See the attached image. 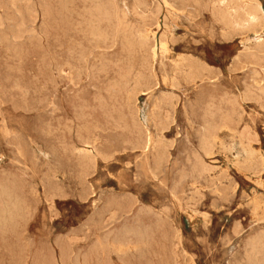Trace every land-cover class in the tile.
I'll return each instance as SVG.
<instances>
[{
    "label": "rangeland",
    "instance_id": "374dc122",
    "mask_svg": "<svg viewBox=\"0 0 264 264\" xmlns=\"http://www.w3.org/2000/svg\"><path fill=\"white\" fill-rule=\"evenodd\" d=\"M82 1H85V4ZM91 1L90 2L93 6H91L90 4L89 5L90 9L92 8V11L94 9L97 10L98 8L105 9L106 11H109L108 7L112 9V11L110 9L109 12L104 11V15L107 14V16H105V19L107 20L111 19V15L117 9L122 12L123 8H125V11L123 12L125 13V15L127 14L128 18L127 16L125 17L127 19L125 20V27L123 28V31H126L127 33L121 31L123 33H119V35L121 34L119 36L113 31L115 29H111L114 28L112 27L114 25L113 20L105 21V19H103L104 15H98L96 10H94V12H92L91 10L88 11L89 0H73V4L71 5L69 4L70 1L68 0H0V17H2V19L0 18V180L1 182L3 181L2 183L0 182V185H3L4 183L3 186L6 188L5 189L4 187H0V235L3 236H0V264H64L65 262V264H78V262L79 264H82L83 261L84 264H98V262L99 264H110L112 262L113 264H136V262H140L138 264H147V262H149L150 264H152L153 262L155 264H164L165 262V264H177L178 262V264H258V262L260 263L261 261L262 263L260 264H264V50L262 52H256L254 49H248L254 47V39L256 33L261 36V39L264 42V0H203V2L202 0H100V2L99 0ZM229 1L231 3H229ZM233 1L235 4L233 3ZM251 1L253 2L251 3ZM78 2L81 6L84 5L85 8L84 6L81 7L79 5L81 7L80 8L78 6ZM232 3L234 4V6L231 5ZM240 3L242 4L239 5ZM98 4L99 6H97ZM73 5L75 7V10ZM110 5L113 7H111ZM212 5H214V7H212ZM217 5H220V7ZM242 5H245V7L246 5L247 7L249 6L250 11H253L255 7L257 9L259 7V10L262 11L259 13V15L262 14L261 16H259L260 21L258 20L257 24H255L254 27H251V30L250 28H244L241 24L235 27L236 29L230 26H226L225 28V24L222 23V21L220 20L218 12H224L225 10L232 11V7H236L238 9V13L239 11L240 13H242H239L240 16L242 15L244 17L243 14L249 10L248 8L241 7ZM104 6H106L107 9ZM173 6L176 8H174ZM115 7L118 8L116 9ZM224 7L225 9H223ZM83 8L84 11L87 10V13L84 12L86 16L84 15V13H82ZM59 9L64 10V13H61L63 11H60ZM65 9H70L73 11V13L70 10L67 11ZM135 9H137V11ZM58 10L60 12H58ZM157 10H160L159 13ZM134 11L139 13H136ZM88 12L91 15H89ZM177 12H179V14ZM66 13H68V15H66ZM94 13H96V15ZM216 13L217 15H215ZM19 14L22 16H20ZM63 14L65 17L63 16ZM76 14L79 15L77 16ZM81 14L82 16H80ZM151 14H154V16ZM56 15L60 16L57 17ZM83 16L85 17V19ZM78 17H81V19ZM64 18L65 20H68L70 18L68 21L66 20L68 24L69 22L71 23L69 24L70 28L68 24L64 22ZM73 18L76 19L74 20ZM89 18H91L93 22L95 20V22L99 20L98 22L100 23V26H98V22L93 23L92 20ZM100 18L102 19V21ZM242 18L240 17L239 20L241 21ZM146 19H149L148 22ZM80 20L82 23V27L79 25ZM56 21H58L59 23ZM76 21L77 23H75ZM90 21L92 25L90 24ZM60 22L64 23H62L61 25ZM110 22L112 23L109 24ZM88 23L90 25H88ZM150 24L153 25L150 26ZM158 25L159 27H157ZM126 26H129V28L127 29ZM94 27H97L96 30L98 31L93 30L95 29ZM167 28L170 30H168ZM233 29L235 32L232 33ZM76 30L77 32L75 33ZM104 30L105 33H103ZM240 30L242 32L244 30V32L241 33ZM94 31L96 32V34ZM99 31L101 32L100 35H103V38L100 35L96 36L99 34ZM130 32L133 34L131 35ZM136 32L137 35L135 34ZM222 33L226 34L223 35ZM123 34H125V36ZM142 34L145 35V37L142 36ZM230 35L233 36V38ZM78 36L80 37V39ZM90 36L92 37L90 38ZM94 36H96L98 40L96 37L94 38ZM104 36L106 37V39L104 38ZM130 36L133 38H131ZM138 36H140L141 39ZM228 36L230 38H226ZM115 37L118 38L115 39ZM123 37H126L125 39H127L128 42L130 41V43L125 41ZM163 37L166 38L163 39ZM87 38L89 39L88 41L86 40ZM112 38H114L115 40ZM90 39H93L92 42L90 41ZM131 39H136L137 41ZM162 40H165L167 42V53L162 52L160 49ZM243 40H246V42H244ZM102 41H104V43ZM149 41H151V43H149ZM79 43L82 44L80 45ZM77 44L79 46H77ZM136 44H138V46ZM154 44L156 45V47ZM146 45L149 47H147ZM105 46H107L108 48H106ZM121 46H124V48H121ZM134 46L136 48H134ZM151 46L153 51L151 49ZM97 49L99 51H97ZM132 50L135 52H133ZM69 51H71L72 53ZM127 52H130L132 56ZM137 52H139V55H137ZM143 52H148L149 54H144ZM133 53L135 54L133 55ZM247 53L250 58L247 56ZM252 55H257L256 59L259 62L255 59V57L252 60ZM79 56L81 57L80 59L77 58ZM247 58L249 59L248 61ZM146 60L150 61L146 62ZM124 61H127L126 64ZM191 61L197 62L205 67L206 71L204 72L205 77L203 81H194L190 77L187 68L181 67V62ZM7 63H10L9 66ZM68 63L69 65L71 64L70 67L69 65H67ZM113 63L115 67L112 66ZM132 65L134 66L132 67ZM128 66L130 67V69H127ZM101 68L104 71H101ZM97 69L100 70V74H98L99 70ZM120 69H122V72H120ZM112 70L113 72H110ZM252 71L255 74H253ZM105 72H108V75ZM131 72L132 74H130ZM141 72L143 73V77L141 75ZM114 73L116 74L114 75ZM94 74H96V76ZM97 75L100 79L97 77ZM124 75H128L129 77L127 78V76L125 77ZM145 77H147L148 79ZM254 77L256 78L253 79ZM208 79H210V81ZM128 80L130 81V84ZM147 80L148 82H146ZM171 81L173 82L171 83ZM245 81L247 82V84H245ZM115 82L118 86L115 84ZM139 83L141 85H139ZM243 84L246 87L243 86ZM119 87L121 90L119 89ZM138 87L140 88V90ZM109 88L111 90L108 91ZM141 88L143 89V91H145L146 88L148 89L145 91L146 94L140 95V92H138L139 94L137 93L136 90L142 91ZM122 90H124V92ZM130 90L133 91L131 92ZM260 91H263V95ZM112 92L117 93L113 94ZM136 95L138 100L135 97ZM95 96L98 97L96 98ZM234 97L237 98L236 102L233 101ZM130 98L132 99V101ZM231 99L233 102L231 101ZM223 100H226L225 103H222L224 102ZM260 100L261 103L259 102ZM100 101H103V103L104 101H106V104L104 103L103 105L102 102L100 104ZM229 103L231 104L229 105ZM233 103L235 106H237H233ZM109 106L110 108L108 109L107 107ZM232 106L233 108L235 107V109H232ZM173 107L174 110L172 109ZM225 107L226 109H224ZM131 108H134L135 111L137 109V111L135 112ZM154 108L156 110H154ZM229 108L232 110H230ZM80 109L82 111H80ZM94 109L97 110L95 111ZM115 109L121 111L118 112ZM205 110L208 112V114L207 112L205 113ZM128 111L130 114H128ZM173 111L175 112L173 113ZM229 111L231 113H229ZM232 111L235 113H233ZM111 112L115 113L113 114ZM232 113L235 115L234 117ZM87 114L91 117H89ZM105 114L106 116H104ZM134 114L135 116L132 118V115ZM214 115L215 118L213 117ZM118 116H120L121 118ZM170 116H172V119H168L170 118ZM111 117H113L114 120ZM123 117L126 119L128 118V120H124ZM135 117H137V119ZM204 118L206 119L204 120ZM212 119H214V121ZM86 120L88 121L86 122ZM233 120L237 121L235 122ZM105 121L108 125H106ZM116 121L118 124L115 123ZM220 121L222 124L220 123ZM113 122L115 123L116 127ZM134 122H136V124L138 123L137 127ZM121 124L123 125V127ZM139 124L142 127H139ZM118 125H120L121 127H117ZM125 125L128 126V130H126L127 127H124ZM47 126H50L49 129L47 128ZM227 126L230 127H228L227 129ZM68 127L70 129H68ZM144 127H147L145 128V131ZM124 128L125 131H123ZM212 128L214 129V131ZM65 129H68L70 131ZM207 129H210L212 132L208 131ZM233 130L234 132H236L235 134L234 132H232ZM45 131H48V133L50 134L45 133ZM208 132H210V135L208 134L209 138H207ZM67 133L70 134L68 135ZM141 133L142 135H144L140 136ZM146 135L149 136L146 137ZM131 136L134 137L132 138ZM197 136L199 138H197ZM204 136H206L205 139ZM128 137H130V139ZM203 139L204 141H206L204 142ZM207 139H212L213 141H210L212 142V144L208 142ZM148 140L150 141V146H147ZM93 143L96 144L94 145ZM242 143L245 144V146L239 147L243 146ZM98 144L101 146H99ZM209 144L211 145V147ZM246 145L249 148H247ZM205 146H209L210 149ZM212 147H214L215 149ZM200 148L204 149L201 151ZM80 149H82L81 151L84 153L85 156L82 152H80ZM18 152L20 153V155ZM97 152H99L101 155ZM254 152L258 154L255 155L256 153L254 154ZM239 153L240 155H242L241 157ZM208 154H210L209 157ZM194 155H196L197 157ZM247 156H249L250 158H248L251 159L247 161L249 166L247 164L242 165V162L247 159ZM85 157L87 158V160ZM190 157L192 161L190 160ZM196 161L197 163H195ZM81 163H84L85 166ZM204 163L209 166L207 167ZM89 165L94 169H91ZM87 167L89 169H87ZM207 168H210L212 170H207ZM213 168H215L216 171L213 170ZM200 169L202 172L200 171ZM195 171L196 174H194ZM244 171L245 173H243ZM250 171L256 173L257 175L249 173ZM200 172L203 173L205 176L203 174H199ZM82 173H84L85 175ZM187 173L189 177L188 175H185ZM86 175L87 177H85ZM182 175L186 176V178H184V176ZM8 176L9 178H6ZM53 176L55 177V179ZM193 176L195 179L192 178ZM196 179L197 182L195 184ZM81 180L84 183H82V185ZM260 184H262L263 187H261L262 185ZM58 188L61 189L59 190ZM83 188L85 191L83 190ZM3 190H5V193ZM54 191L56 192L54 193ZM197 191H199V193ZM20 192H22V195L20 194ZM6 193L9 198L11 197L10 199L7 197V195H5ZM171 194L173 195L171 196ZM15 195H19L18 198ZM4 196L5 198H3ZM21 197H23L25 200ZM21 200H24V203H22ZM118 202L121 203L119 206L122 210L118 208L119 206L117 207ZM94 203L96 204V206H98L96 207ZM249 203H251L252 205H249ZM5 204L8 206H6ZM20 204H23L24 206L22 205V207ZM11 205L13 206V208ZM104 205H106L107 207H105ZM111 206L113 207L110 208ZM19 207L21 208L17 209ZM30 207L31 210H29ZM25 208H27L28 210ZM125 209L126 211H128L129 209V211L126 213V211H124ZM18 210L21 211L18 212ZM167 210L170 211L168 212ZM117 211L119 212V214ZM121 212H124V214H121ZM7 213L8 215H6ZM9 213L12 217L9 216ZM111 214L113 217H111ZM143 214L145 217H143ZM15 216L17 217V219H15ZM151 216L156 217L155 220ZM254 216L256 217V220L254 219ZM9 218L11 219L9 220ZM144 218L149 219L145 220ZM25 219H28V221H26ZM161 219L163 221H161ZM88 221H91V223ZM149 221H151L152 224L155 225H151V222L150 224H148ZM8 223L9 225H7ZM166 223H168L169 225ZM159 225L161 226L159 227ZM15 226L18 228V231L15 229ZM130 226H132L131 231H129ZM154 227L157 228H155L154 230ZM7 228L11 230L9 231ZM5 229L8 231H5ZM165 229L167 230L165 231ZM13 231L15 234H13ZM155 232L158 233L156 234ZM166 232L168 233V235L164 234ZM101 233L103 236L101 235ZM107 233L110 234V238L108 237L109 234ZM236 233L239 235H237ZM5 234L6 236H4ZM162 234H164L165 238H167L169 242H167L168 240L165 239ZM171 236L174 238L172 239ZM137 237L140 239H137ZM1 238H3L5 241ZM141 238H143L142 241ZM162 239L166 241V243ZM259 239L261 240L259 241ZM96 241L99 244H97ZM139 241H141V245H139ZM161 241L162 243H160ZM253 241L254 243H252ZM6 242H9L8 245L10 246L6 245ZM112 243L117 244L120 249L113 250L111 246ZM246 243L247 245H245ZM100 244L106 245L104 251L97 249ZM154 245L158 248H156ZM159 247L164 248H161V250ZM167 247L169 250L167 249ZM254 248L257 251H254ZM251 250H253V252ZM67 251L71 252V255L69 252L67 254ZM88 251H90V253ZM91 251H93V253ZM150 251L153 252L151 253ZM245 251L246 255L244 254ZM61 252L65 253H63L62 255V257L64 256V259L61 257ZM79 252H81V256L79 255ZM164 252H167V254H165ZM122 253L124 254L122 255ZM128 253L130 254L128 255ZM143 253H145L146 257L143 255ZM156 253L161 255H158ZM163 253L166 255V257ZM175 253L176 256H179V258H177L178 256H175ZM87 254L90 257H88ZM140 254L143 255L144 259L142 258V255L140 256ZM149 254H151L150 256L152 257L148 256ZM247 254L248 256L250 255V258H248ZM126 255L128 256L127 258ZM133 255L135 259L131 257ZM234 256L237 257H235V260ZM71 257L73 260L71 259ZM75 257L76 261H74ZM138 258H140L139 261H137ZM119 259L122 263L119 261ZM51 260H53L52 263ZM168 260L170 261V263Z\"/></svg>",
    "mask_w": 264,
    "mask_h": 264
},
{
    "label": "bare ground",
    "instance_id": "6f19581e",
    "mask_svg": "<svg viewBox=\"0 0 264 264\" xmlns=\"http://www.w3.org/2000/svg\"><path fill=\"white\" fill-rule=\"evenodd\" d=\"M66 1H67V0H66ZM68 1H70V3L68 2L70 5L73 4V2H72L73 0H72V1H71V0H68ZM74 1H75V0H74ZM76 1H77V0H76ZM90 1H91V0H89V3H88V6H89L88 11H89V10L92 11V8L90 9V5H91V6H93V5L91 4L92 1H91V2H90ZM108 1H109V0H108ZM108 1H107V2H108ZM155 1H156V0H155ZM218 1H219V0H218ZM224 1H225V0H224ZM254 1H255V0H254ZM18 2H19V1H18ZM29 2H30V1H29ZM56 2H57V1H56ZM61 2H62V1H61ZM82 2H83V1H82ZM82 2H81V3H82ZM84 2H85V1H84ZM84 2H83V3H84ZM94 2H97V1H94ZM94 2H93V3H94ZM99 2H100V0H99ZM110 2H111V1H110ZM110 2H109V3H110ZM126 2H127V1H126ZM139 2H140V1H139ZM139 2H138V3H139ZM147 2H148V1H147ZM151 2H152V1H151ZM174 2H175V1H174ZM176 2H177V1H176ZM182 2H183V1H182ZM202 2H203V0H202ZM249 2H250V1H249ZM252 2H253V1H251V3H252ZM11 3H12V2H11ZM13 3H15V2H13ZM26 3H27V2H26ZM68 3H67V4H68ZM74 3H75V2H74ZM86 3H87V1H86ZM102 3H103V2H102ZM127 3H128V2H127ZM167 3H168V2H167ZM225 3H226V2H225ZM229 3H231V2L229 1ZM233 3H234V1H233ZM233 3H232L231 5L234 6L235 3H234V4H233ZM236 3H237V2H236ZM251 3H250V4H251ZM64 4H65V3H64ZM67 4H66V5H67ZM75 4H76V3H75ZM84 4H85V3H84ZM89 4H90V5H89ZM100 4H101V3H100ZM106 4H107V3H106ZM164 4H165V3H164ZM175 4H176V3H175ZM217 4H218V2H217ZM241 4H242V3H240L239 5H241ZM27 5H28V4H27ZM27 5H26V6H27ZM59 5H60V4H59ZM61 5H62V4H61ZM76 5H77V4H76ZM79 5H80V4H79V2H78V6H79ZM82 5H83V4H82ZM86 5H87V4H86ZM95 5H96V4H95ZM95 5H94V6H95ZM108 5H109V4H108ZM125 5H126V4H125ZM153 5H154V4H153ZM168 5H169V4H168ZM173 5H174V4H173ZM201 5H203V4H201ZM220 5H221V4H220ZM220 5H217V6L220 7ZM224 5H226V4H224ZM228 5H229V4H228ZM237 5H238V4H237ZM253 5H254V4H253ZM258 5H260V4H258ZM258 5H257V6H258ZM10 6H12V5H10ZM10 6H9V7H10ZM80 6H81V5H80ZM80 6H79V7H80ZM83 6H84V5H83ZM83 6H81V7H83ZM88 6H87V7H88ZM97 6H99V4H98ZM102 6H103V5H102ZM110 6H111V5H110ZM113 6H114V3H113ZM113 6H111V7H113ZM115 6H116V5H115ZM142 6H143V4H142ZM142 6H141V7H142ZM165 6H166V5H165ZM169 6H170V5H169ZM221 6H222V5H221ZM235 6H236V5H235ZM251 6H252V5H251ZM255 6H256V5H255ZM260 6H262V5H260ZM22 7H23V6H22ZM73 7H74V5H73ZM81 7H80V8H81ZM104 7L106 8V6H104ZM107 7H108V6H107ZM139 7H140V6H139ZM159 7H160V5H159ZM159 7H157V8H159ZM173 7H174V6H173ZM184 7H185V6H184ZM212 7H214V5H212ZM215 7H216V6H215ZM219 7H218V8H219ZM230 7H231V6H230ZM241 7H245V5H244V6L242 5ZM252 7H253V6H252ZM252 7H250V8H252ZM23 8H24V7H23ZM29 8H30V7H29ZM32 8H33V7H32ZM56 8H57V7H56ZM64 8H65V6H64ZM76 8H77V7H76ZM84 8H85V6H84ZM84 8H83V12H82V13H84V12L87 13V12H86L87 10L84 11ZM115 8H116V7H115ZM117 8H118V7H117ZM117 8H116V9H117ZM131 8H132V7H131ZM174 8H176V7H174ZM199 8H200V7H199ZM245 8H248L249 11H246V12L243 14L244 17H243L242 15L240 16V14H242V13H240V11H239V13H240V14H239V13H238V9H237L236 7H232V11H226V10H225L224 12H223V11H219V9H218V11H219V12H218V16H219L220 20L222 21V23L225 24L224 27L226 28V26H230V27H234V28H235V27H237V26H239V25L241 24L244 28H247V29L250 28V30H251V29H252L251 27H254L255 24H257L258 20L260 21L259 16H261L262 14L259 15V13L262 12V11L259 10V7H258V9H257L256 7H255L256 9L253 7V8H254L253 11H252V10L250 11L249 6L247 7V5H246ZM15 9H16V8H15ZM17 9H18V8H17ZM62 9H63V8H62ZM71 9H72V8H71ZM106 9H107V8H106ZM108 9H109V11H110L111 8L108 7ZM124 9H125V8H123V11H125ZM132 9H133V8H132ZM144 9H145V8H144ZM170 9H171V8H170ZM215 9H216V8H215ZM220 9H221V8H220ZM223 9H225V7H224ZM59 10H60V11H63V12H61V13H64V10H61V9H59ZM59 10H58V12H60ZM65 10L68 11V10H70V9H65ZM74 10H75V7H74ZM79 10H80V9H79ZM94 10H96V9H94ZM94 10H93L92 12H94ZM113 10H115V9H113ZM117 10H118V9H117ZM117 10H116L115 12L113 11L114 13H113L112 15L109 14V15H111L112 17L110 16L111 19H110V20L108 19V20H109V21H112V20L114 21V25L112 26V27H114V28H111L110 26H109V27H110L111 29H115V30H113V31H114L116 34L119 35V33L122 34V33L124 32V31H123V28L125 27V20L128 18V16H127V14L125 15V13H124L123 11L121 12L120 10H118V11H117ZM135 10L137 11V9H135ZM167 10H168V9H167ZM171 10H172V9H171ZM230 10H231V9H230ZM240 10H242V9H240ZM15 11H18V10H15ZM70 11L73 13L72 10H70ZM81 11H82V10H81ZM96 11H97L98 15H101V16L104 15L105 12H109L108 10L106 11L105 9H101V8H98ZM104 11H105V12H104ZM111 11H112V9H111ZM136 11H134V12H136ZM139 11H140V10H139ZM146 11H147V9H146ZM157 11H158V13H159L160 10H157ZM183 11H184V10H183ZM213 11H215V10H213ZM216 11H217V10H216ZM30 12H31V11H30ZM128 12H129V11H128ZM134 12H133V13H134ZM173 12H174V11H173ZM175 12H176V11H175ZM23 13H24V12H23ZM68 13H69V12H68ZM68 13H66V15H68ZM75 13H76V12H75ZM75 13H74V14H75ZM85 13H84V15L86 16ZM88 13H89V12H88ZM111 13H112V12H111ZM136 13H139V12H136ZM148 13H149V12H148ZM177 13L179 14V12H177ZM184 13H185V12H184ZM214 13H215V12H214ZM14 14H15V12H14ZM57 14H60V13H57ZM69 14H70V13H69ZM92 14H93V13H92ZM94 14L96 15V13H94ZM211 14H212V13H211ZM19 15H20V14H19ZM61 15H62V14H61ZM76 15H77V14H76ZM78 15H79V14H78ZM78 15H77V16H78ZM89 15H91V14L89 13ZM143 15H144V14H143ZM151 15L154 16V14H151ZM212 15H213V14H212ZM215 15H217V13H216ZM238 15H239V16H238ZM20 16H22V15H20ZM56 16H57V15H56ZM58 16H60V15H58ZM58 16H57V17H58ZM63 16H64V14H63ZM80 16H82V14H81ZM105 16H107V14L104 15V18H103V17H102V18L105 19ZM126 16H127V18H125ZM138 16H139V15H138ZM159 16H160V15H159ZM61 17H62V16H61ZM64 17H65V16H64ZM66 17H67V16H66ZM83 17H84V16H83ZM91 17H93V16H91ZM149 17H150V15H149ZM174 17H175V16H174ZM174 17H173V19H174ZM185 17H186V15H185ZM193 17H194V16H193ZM199 17H200V16H199ZM215 17H217V16H215ZM240 17H241V18L243 17V18L241 19V21L239 20ZM0 18L2 19V17H0ZM67 18H68V17H67ZM78 18L81 19V17H78ZM143 18H144V17H143ZM147 18H148V17H147ZM187 18H188V17H187ZM258 18H259V19H258ZM1 19H0V20H1ZM22 19H23V18H22ZM69 19H70V18H69ZM69 19H68V20H69ZM73 19L75 20L76 18H73ZM84 19H85V17H84ZM84 19H83V20H84ZM89 19H91V18H89ZM100 19H101V18H100ZM216 19H217V18H216ZM66 20H67V19H66ZM66 20H65V18H64V22H66ZM68 20H67V21H68ZM87 20H88V17H87ZM91 20H92V19H91ZM94 20H95V19H94ZM108 20L105 19V21H108ZM143 20H144V19H143ZM143 20H142V21H143ZM146 20H147V19H146ZM148 20H149V19H148ZM148 20H147V22H148ZM62 21H63V20H62ZM95 21H96V20H95ZM95 21L93 22V20H92L93 23H97L99 20H98L97 22H95ZM101 21H102V19H101ZM129 21H130V20H129ZM168 21H169V20H168ZM168 21H167V22H168ZM173 21H174V20H173ZM185 21H186V20H185ZM217 21H218V20H217ZM217 21H216V22H217ZM56 22H58V21H56ZM64 22H62V23H64ZM71 22H73V21H71ZM103 22H104V21H103ZM103 22H102V23H103ZM127 22H128V21H127ZM174 22H175V21H174ZM189 22H190V21H189ZM4 23H5V21H4ZM17 23H18V22H17ZM58 23H59V22H58ZM60 23H61V22H60ZM62 23H61V25H62ZM75 23H77V21H76ZM111 23H112V22H110L109 24H111ZM143 23H144V22H143ZM176 23H177V22H176ZM176 23H175V25H176ZM217 23H218V22H217ZM219 23H220V21H219ZM261 23H262V22H261ZM22 24H23V23H22ZM66 24H68V23L66 22ZM66 24H65V25H66ZM69 24H71V23L69 22ZM69 24H68V26H69ZM90 24L92 25L91 21H90ZM90 24L88 23V25H90ZM99 24H100V23L98 22V26H100ZM109 24H108V25H109ZM130 24H131V23H130ZM145 24H146V23H145ZM154 24H155V23H154ZM170 24H171V23H170ZM173 24H174V23H173ZM73 25H74V23H73ZM77 25H78V24H77ZM79 25L82 27L81 20H80V22H79ZM79 25H78V26H79ZM106 25H107V23H106ZM126 25H128V24H126ZM143 25H144V24H143ZM151 25H153V24H150V26H151ZM163 25H164V23H163ZM259 25H261V24H259ZM15 26H16V25H15ZM63 26H64V25H63ZM83 26H84V25H83ZM94 26H95V25H94ZM104 26H105V25H104ZM130 26H132V25H130ZM150 26H149V27H150ZM165 26H166V25H165ZM167 26H168V24H167ZM257 26H258V25H257ZM262 26H263V25H262ZM60 27H61V26H60ZM66 27H67V26H66ZM85 27H86V26H85ZM85 27H84V28H85ZM87 27H88V26H87ZM101 27H102V26H101ZM101 27H99V28H101ZM105 27H106V26H105ZM126 27H127V26H126ZM139 27H140V25H139ZM139 27H138V28H139ZM153 27H154V26H153ZM157 27H159V25H158ZM260 27H261V26H260ZM26 28H27V27H26ZM28 28H29V27H28ZM69 28H70V26H69ZM77 28H78V27H77ZM94 28H95V29H93V30H96V29H97V27H94ZM102 28H103V27H102ZM128 28H129V26L127 27V29H128ZM134 28H135V24H134ZM134 28H133V29H134ZM165 28H166V27H165ZM228 28H229V27H228ZM244 28H243V29H244ZM4 29H5V28H4ZM29 29H30V28H29ZM44 29H45V28H44ZM62 29H63V28H62ZM91 29H92V28H91ZM91 29H90V30H91ZM107 29H108V28H107ZM107 29H106V30H107ZM136 29H137V28H136ZM167 29H168V28H167ZM171 29H173V28H171ZM231 29H232V28H231ZM235 29H236V28H235ZM239 29H241V28H239ZM239 29H238V30H239ZM255 29H256V27H255ZM70 30H71V29H70ZM74 30H75V28H74ZM81 30H82V29H81ZM87 30H89V29H87ZM93 30H92V31H93ZM99 30H100V29H99ZM131 30H132V29H131ZM168 30H170V29H168ZM253 30H254V28H253ZM262 30H263V29H262ZM66 31H68V30H66ZM96 31H98V30H96ZM111 31H112V30H111ZM121 31H123V32H121ZM128 31H129V30H128ZM137 31H138V30H137ZM141 31H142V30H141ZM240 31H241V30H240ZM1 32H2V31H1ZM19 32H20V31H19ZM62 32H64V31H62ZM69 32H70V31H69ZM71 32H72V31H71ZM76 32H77V30L75 31V33H76ZM83 32H84V30H83ZM94 32H95V31H94ZM102 32H103V31H102ZM114 32H112V33H114ZM125 32H126V31H125ZM125 32H124V33H125ZM145 32H146V31H145ZM147 32H148V31H147ZM224 32H225V31H224ZM233 32H235L234 29H233L232 33H233ZM237 32H238V31H237ZM243 32H244V30H243ZM243 32L241 31V33H243ZM247 32H248V31H247ZM15 33H16V32H15ZM78 33H79V32H78ZM78 33H77V34H78ZM89 33H90V32H89ZM97 33H98V32H97ZM100 33H101V32L99 31V34L96 35V36H99ZM103 33H105V30H104ZM103 33H102V34H103ZM107 33H108V32H107ZM109 33H110V31H109ZM126 33H127V32H126ZM128 33H129V32H128ZM141 33H142V32H141ZM212 33H214V32H212ZM227 33H229V32H227ZM251 33H252V32H251ZM255 33H256V31H255ZM10 34H11V33H10ZM41 34H42V33H41ZM95 34H96V32H95ZM116 34H115V35H116ZM121 34H120V35H121ZM130 34L132 35L133 33L130 32ZM135 34L137 35V32H136ZM143 34H144V33H143ZM143 34H142V36L145 37V35H143ZM146 34H148V33H146ZM222 34H223V33H222ZM224 34H226V33H224ZM224 34H223V35H224ZM235 34H236V33H235ZM104 35H105V34H104ZM120 35H119V36H120ZM123 35L125 36V34H123ZM123 35H122V36H123ZM138 35H139V34H138ZM166 35H167V34H166ZM166 35H165V36H166ZM232 35H233V34H232ZM236 35H237V34H236ZM245 35H246V34H245ZM12 36H13V35H12ZM38 36H39V35H38ZM76 36H77V35H76ZM96 36H94V38H95ZM100 36H101V35H100ZM102 36H103V35H102ZM102 36H101V37H102ZM105 36H106V35H105ZM105 36H104V38L106 39L107 36H106V37H105ZM153 36H154V35H153ZM226 36H227V35H226ZM230 36H231V35H230ZM234 36H235V35H234ZM31 37H32V36H31ZM78 37H79V36H78ZM83 37H84V36H83ZM83 37H81V38H83ZM85 37H86V36H85ZM91 37H92V36H90V38H91ZM101 37H100V38H101ZM108 37H109V36H108ZM112 37H114V36H112ZM130 37H131V36H130ZM134 37H135V36H134ZM138 37H140V36H138ZM146 37H148V36H146ZM222 37H223V36H222ZM231 37L233 38V36H231ZM96 38H97V37H96ZM102 38H103V37H102ZM116 38H118V37H115V39H116ZM125 38H126V37H125ZM125 38L123 37V39H125ZM131 38H133V37H131ZM164 38H166V37H163V39H164ZM226 38H230V37L228 36V37H226ZM234 38H235V37H234ZM238 38H239V37H238ZM21 39H22V38H21ZM79 39H80V37H79ZM107 39H110V38H107ZM112 39H114V38H112ZM115 39H114V40H115ZM120 39H121V38H120ZM140 39H141V37H140ZM140 39H139V40H140ZM0 40H1V39H0ZM14 40H15V39H14ZM86 40L88 41L89 39L87 38ZM92 40H93V39H92ZM92 40L90 39L91 42H92ZM97 40H98V38H97ZM118 40H119V39H118ZM131 40H134V39H131ZM135 40H136V39H135ZM135 40H134V41H135ZM142 40H143V39H142ZM165 40H167V39H165ZM165 40H162V42H161V46H160L161 51L164 52V53L167 51V42H166ZM254 40H255V45H254V47H251V48H248V49H249V50H253V49H254L256 52H257V51H261V52H262V51L264 50V42L262 41L261 36H259V35L256 33V35H255V39H254ZM9 41H10V40H9ZM79 41H80V40H79ZM105 41H106V40H105ZM107 41H108V40H107ZM125 41L128 42L127 39H125ZM136 41H137V40H136ZM147 41H148V40H147ZM154 41H155V40H154ZM243 41H244V40H243ZM252 41H253V39H252ZM93 42H95V41H93ZM102 42L104 43V41H102ZM113 42H114V41H113ZM117 42H118V41H117ZM127 42H125V43H127ZM142 42H144V41H142ZM142 42H141V43H142ZM241 42H242V41H241ZM244 42H246V40H245ZM4 43H5V42H4ZM4 43H3V44H4ZM11 43H12V42H11ZM18 43H20V42H18ZM82 43H83V42H82ZM82 43H81V44H82ZM96 43H97V42H96ZM107 43H108V42H107ZM107 43H106V45H107ZM121 43H123V42H121ZM128 43H130V41H129ZM138 43H139V42H138ZM147 43H148V42H147ZM147 43H146V44H147ZM149 43H151V41H149ZM153 43H154V42H153ZM153 43H152V44H153ZM0 44H1V43H0ZM21 44H22V43H21ZM79 44H80V43H79ZM81 44H80V45H81ZM97 44H98V43H97ZM113 44H114V43H113ZM115 44H116V43H115ZM118 44H119V43H118ZM152 44H151V45H152ZM245 44H246V43H245ZM90 45H92V44H90ZM120 45H121V44H120ZM122 45H123V44H122ZM128 45H129V44H128ZM134 45H135V44H134ZM136 45L138 46V44H136ZM148 45H149V44H148ZM154 45H155V44H154ZM7 46H8V45H7ZM7 46H6V47H7ZM19 46H20V45H19ZM77 46H79V45L77 44ZM108 46H109V45H108ZM112 46H113V45H112ZM115 46H116V45H115ZM142 46H143V45H142ZM146 46H147V45H146ZM8 47H9V46H8ZM21 47H22V46H21ZM25 47H26V46H25ZM36 47H37V46H36ZM105 47L108 48L107 46H105ZM113 47H114V46H113ZM113 47H112V48H113ZM122 47L124 48V46H121V48H122ZM129 47H131V46H129ZM140 47H141V46H140ZM147 47H149V46H147ZM155 47H156V45H155ZM74 48H75V47H74ZM99 48H100V47H99ZM114 48H115V47H114ZM114 48H113V49H114ZM125 48H127V47H125ZM134 48H136V47L134 46ZM68 49H69V48H68ZM75 49H76V48H75ZM75 49H72V50H75ZM82 49H83V48H82ZM92 49H93V48H92ZM94 49H95V48H94ZM110 49H111V48H110ZM110 49H109V50H110ZM130 49H131V48H130ZM138 49H139V48H138ZM138 49H137V50H138ZM151 49H152V46H151ZM70 50H71V49H70ZM79 50H80V49H79ZM126 50H127V49H126ZM139 50H140V49H139ZM144 50H145V49H144ZM246 50H247V49H246ZM249 50H248V51H249ZM18 51H19V50H18ZM24 51H25V50H24ZM85 51H86V50H85ZM97 51H99V50L97 49ZM100 51H101V50H100ZM102 51H103V50H102ZM118 51H120V50H118ZM122 51H124V50H122ZM132 51H133V50H132ZM142 51H143V50H142ZM142 51H141V52H142ZM146 51H147V50H146ZM152 51H153V49H152ZM10 52H11V51H10ZM69 52H71V51H69ZM79 52H80V51H79ZM125 52H126V51H125ZM125 52H124V53H125ZM130 52H131V50H130ZM130 52H127V53L130 54ZM133 52H135V51H133ZM139 52H140V51H139ZM139 52H137V53H138L137 55H139ZM144 52H145V51H144ZM144 52H143V53H144ZM154 52H155V50H154ZM249 52H250V51H249ZM19 53H20V52H19ZM22 53H23V50H22ZM71 53H72V52H71ZM81 53H82V52H81ZM92 53H94V52H92ZM124 53H123V54H124ZM146 53H148V52H146ZM146 53H144V54H146ZM166 53H167V52H166ZM73 54H75V53H73ZM82 54H83V53H82ZM134 54H135V53H133V55H134ZM140 54H141V53H140ZM148 54H149V53H148ZM155 54H156V53H155ZM244 54H245V53H244ZM244 54H243V55H244ZM256 54H257V53H256ZM76 55H78V54H76ZM92 55H93V54H92ZM130 55H131V54H130ZM130 55H129V56H130ZM151 55H152V54H151ZM151 55H150V57H151ZM263 55H264V54H263ZM263 55H262V56H263ZM11 56H12V55H11ZM72 56H73V55H72ZM131 56H132V55H131ZM131 56H130V57H131ZM141 56H142V55H141ZM148 56H149V55H148ZM164 56H165V55H164ZM247 56H248V53H247ZM252 56H253V57H251V58H252V60H253L254 57H255V59H256V56H257V55H256V56L252 55ZM15 57H16V56H15ZM18 57H19V56H18ZM121 57H122V55H121ZM130 57H128V58H130ZM143 57H144V56H143ZM143 57H142V58H143ZM150 57H149V58H150ZM155 57H156V55H155ZM160 57H161V56H160ZM248 57H249V56H248ZM10 58H11V57H10ZM77 58L80 59L81 57L79 56V57H77ZM89 58H90V57H89ZM132 58H134V57H132ZM249 58H250V57H249ZM258 58H259V57H258ZM12 59H13V58H12ZM70 59H72V58H70ZM95 59H96V58H95ZM98 59H99V57H98ZM125 59H127V58H125ZM147 59H148V58H147ZM245 59H246V56H245ZM245 59H244V60H245ZM261 59H262V58H261ZM261 59H260V60H261ZM77 60H78V59H77ZM82 60H83V59H82ZM104 60H105V59H104ZM116 60H117V59H116ZM239 60H240V59H239ZM248 60H249V59L247 58V61H248ZM256 60H257V59H256ZM84 61H85V60H84ZM101 61H102V60H101ZM138 61H140V60H138ZM147 61H150V60H146V62H147ZM154 61H155V60H154ZM183 61H184V60H183ZM187 61H188V60H187ZM257 61H258V60H257ZM257 61H256V62H257ZM12 62H13V61H12ZM15 62H16V61H15ZM18 62H19V61H18ZM66 62H67V61H66ZM81 62H82V61H81ZM102 62H103V61H102ZM112 62H113V61H112ZM124 62H125V61H124ZM126 62H127V61H126ZM126 62H125V64H126ZM143 62H144V60H143ZM238 62H239V61H238ZM256 62H254V63H256ZM258 62H259V61H258ZM263 62H264V61H263ZM109 63H110V62H109ZM116 63H117V62H116ZM122 63H123V62H122ZM148 63H149V62H148ZM148 63H146V64H148ZM239 63H240V62H239ZM252 63H253V62H252ZM7 64H8V63H7ZM9 64H10V63H9ZM9 64H8V66H9ZM86 64H87V63H86ZM110 64H111V63H110ZM129 64H130V61H129ZM129 64H128V65H129ZM138 64H139V63H138ZM144 64H145V63H144ZM150 64H151V63H150ZM260 64H261V63H260ZM11 65H12V64H11ZM19 65H21V64H19ZM67 65H69V63H68ZM70 65H71V64H70ZM70 65H69V67H70ZM73 65H74V63H73ZM95 65H96V63H95ZM100 65H102V64H100ZM105 65H106V64H105ZM117 65H118V64H117ZM240 65H241V64H240ZM1 66H2V65H1ZM88 66H89V65H88ZM112 66L115 67L114 63H113ZM112 66H111V67H112ZM122 66H123V65H122ZM122 66H121V67H122ZM124 66H125V65H124ZM129 66H130V65H129ZM129 66L127 67V69H128V68L130 69ZM133 66H134V65H132V67H133ZM139 66H140V65H139ZM145 66H146V65H145ZM149 66H150V65H149ZM256 66H257V65H256ZM20 67H21V66H20ZM79 67H80V64H79ZM103 67H104V65H103ZM106 67H107V66H106ZM109 67H110V66H109ZM109 67H108V68H109ZM116 67H117V66H116ZM118 67H119V66H118ZM143 67H144V66H143ZM143 67H142V68H143ZM152 67H153V66H152ZM181 67H182V68H187L190 77H191L194 81H203V80H204V77H205L204 72L206 71V69H205V67H204L203 65H200V64L197 63V62H192V61H191V62H181ZM246 67H247V65H246ZM2 68H3V67H2ZM2 68H1V69H2ZM9 68H11V67H9ZM17 68H18V67H17ZM91 68H92V67H91ZM96 68H97V67H96ZM147 68H148V67H147ZM147 68H146V69H147ZM260 68H261V67H260ZM260 68H259V69H260ZM20 69H21V68H20ZM20 69H19V70H20ZM69 69H70V68H69ZM75 69H76V68H75ZM82 69H83V68H82ZM92 69H93V68H92ZM92 69H91V70H92ZM116 69H117V68H116ZM118 69H119V68H118ZM131 69H132V68H131ZM149 69H150V67H149ZM232 69H233V68H232ZM252 69H254V68H252ZM16 70H17V69H16ZM70 70H71V69H70ZM97 70H99V69H97ZM102 70H103V69L101 68V71H102ZM106 70H107V69H106ZM109 70H110V69H109ZM121 70H122V69H120V72H122ZM151 70H152V68H151ZM260 70H261V69H260ZM78 71H80V70H78ZM103 71H104V70H103ZM107 71H108V70H107ZM115 71H116V70H115ZM143 71H144V70H143ZM145 71H146V70H145ZM185 71H186V70H185ZM249 71H250V70H249ZM18 72H19V71H18ZM87 72H88V71H87ZM93 72H96V71H93ZM110 72H113V70L110 71ZM135 72H136V71H135ZM148 72H150V71H148ZM243 72H244V70H243ZM252 72H253V71H252ZM20 73H21V72H20ZM79 73H80V72H79ZM79 73H78V74H79ZM88 73H89V72H88ZM97 73H98V72H97ZM102 73H103V72H102ZM105 73H106V72H105ZM107 73H108V72H107ZM107 73H106V74H107ZM125 73H126V72H125ZM128 73H129V71H128ZM151 73H152V72H151ZM206 73H207V72H206ZM70 74H71V72H70ZM80 74H81V73H80ZM98 74H100V70H99V73H98ZM109 74H110V73H109ZM115 74H116V73H114V75H115ZM130 74H132V72H131ZM130 74H129V75H130ZM142 74H143V73L141 72V75H142ZM166 74H167V73H166ZM183 74H185V73H183ZM249 74H250V73H249ZM253 74H255V73L253 72ZM84 75H85V74H84ZM92 75H93V74H92ZM92 75H91V76H92ZM94 75L96 76V74H94ZM101 75H102V74H101ZM107 75H108V74H107ZM122 75H123V74H122ZM122 75H121V76H122ZM187 75H188V74H187ZM118 76H119V74H118ZM121 76H120V77H121ZM124 76H125V75H124ZM124 76H123V77H124ZM126 76H127V78L129 77L128 75H126ZM126 76H125V77H126ZM132 76H133V75H132ZM210 76H211V75H210ZM263 76H264V74H263ZM97 77H98V75H97ZM107 77H108V76H107ZM125 77H124V78H125ZM142 77H143V75H142ZM257 77H258V75H257ZM260 77H261V76H260ZM10 78H11V77H10ZM70 78H71V76H70ZM93 78H94V77H93ZM98 78H99V77H98ZM108 78H109V77H108ZM139 78H140V77H139ZM145 78H147V77H145ZM145 78H144V79H145ZM166 78H167V76H166ZM255 78H256V77H254L253 79H255ZM11 79H12V78H11ZM16 79H17V78H16ZM94 79H95V78H94ZM99 79H100V78H99ZM105 79H106V78H105ZM118 79H119V78H118ZM122 79H123V78H122ZM129 79H130V78H129ZM133 79H134V78H133ZM140 79H141V78H140ZM144 79H142V80H144ZM147 79H148V78H147ZM217 79H218V78H217ZM248 79H249V78H248ZM9 80H10V79H9ZM120 80H121V79H120ZM142 80H141V81H142ZM145 80H146V79H145ZM164 80H165V78H164ZM164 80H163V81H164ZM166 80H167V79H166ZM168 80H169V79H168ZM175 80H176V79H175ZM208 80L210 81V79H208ZM208 80H207V81H208ZM246 80H247V79H246ZM16 81H17V80H16ZM72 81H73V80H72ZM114 81H116V80H114ZM128 81H129V80H128ZM161 81H162V80H161ZM215 81H216V80H215ZM218 81H219V80H218ZM263 81H264V80H263ZM137 82H138V81H137ZM142 82H143V81H142ZM146 82H148V80H147ZM172 82H173V81H171V83H172ZM245 82H246V81H245ZM245 82H244V83H245ZM251 82H252V81H251ZM254 82H255V81H254ZM259 82H260V81H259ZM104 83H105V82H104ZM111 83H112V82H111ZM119 83H121V82H119ZM127 83H128V82H127ZM144 83H145V82H144ZM252 83H253V82H252ZM15 84H16V83H15ZM113 84H114V83H113ZM113 84H112V85H113ZM115 84H116V82H115ZM122 84H124V83H122ZM125 84H126V83H125ZM129 84H130V81H129ZM145 84H146V83H145ZM145 84H144V85H145ZM147 84H148V83H147ZM152 84H154V83H152ZM164 84H165V83H164ZM245 84H247V82H246ZM257 84H258V83H257ZM17 85H18V84H17ZM47 85H48V84H47ZM106 85H108V84H106ZM116 85H117V84H116ZM134 85H135V84H134ZM139 85H141V84L139 83ZM142 85H143V84H142ZM48 86H49V85H48ZM109 86H110V84H109ZM114 86H115V85H114ZM117 86H118V85H117ZM157 86H158V85H157ZM177 86H178V85H177ZM243 86H245V85L243 84ZM259 86H260V85H259ZM15 87H16V85H15ZM20 87H21V84H20ZM20 87H19V88H20ZM124 87H125V85H124ZM126 87H127V86H126ZM128 87H129V86H128ZM139 87H142V86H139ZM139 87H138V88H139ZM194 87H195V86H194ZM245 87H246V86H245ZM262 87H263V86H262ZM112 88H113V87H112ZM114 88H115V87H114ZM130 88H131V87H130ZM150 88H151V87H150ZM174 88H175V87H174ZM199 88H200V87H199ZM249 88H250V87H249ZM249 88H248V89H249ZM255 88H256V87H255ZM259 88H261V87H259ZM96 89H97V88H96ZM98 89H99V88H98ZM100 89H101V88H100ZM119 89H120V87H119ZM119 89H118V90H119ZM135 89H136V88H135ZM153 89H154V88H153ZM246 89H247V88H246ZM251 89H254V88H251ZM251 89H250V90H251ZM109 90H111V89L109 88L108 91H109ZM120 90H121V89H120ZM139 90H140V88H139ZM141 90H142V91H138V90H136V91H137V93L140 92V95H144V94H146L145 91L148 90V89L146 88V90L143 91V89L141 88ZM261 90H262V89H261ZM96 91H97V90H96ZM100 91H101V90H100ZM122 91L124 92V90H122ZM127 91H128V90H127ZM130 91H131V90H130ZM132 91H133V90H132ZM132 91H131V92H132ZM150 91H151V89H150ZM97 92H98V91H97ZM106 92H107V91H106ZM106 92H105V93H106ZM123 92H122V93H123ZM128 92H129V91H128ZM257 92H258V90H257ZM260 92H261V91H260ZM262 92H263V91H262ZM262 92H261V93H262ZM110 93H111V92H110ZM110 93H109V94H110ZM112 93H113V92H112ZM115 93H117V92H115ZM115 93H113V94H115ZM122 93H121V94H122ZM125 93H126V91H125ZM227 93H228V92H227ZM229 93H230V92H229ZM135 94H136V92H135ZM138 94H139V93H138ZM248 95H249V94H248ZM259 95H260V94H259ZM262 95H263V93H262ZM99 96H100V95H99ZM115 96H116V95H115ZM147 96H148V95H147ZM95 97H96V96H95ZM97 97H98V96H97ZM97 97H96V98H97ZM100 97H101V96H100ZM108 97H109V96H108ZM112 97H113V96H112ZM112 97H111V98H112ZM125 97H127V96H125ZM125 97H124V98H125ZM130 97H131V96H130ZM135 97L137 98V95H136ZM164 97H166V96H164ZM170 97H171V96H170ZM210 97H211V96H210ZM214 97H215V96H214ZM101 98H102V97H101ZM111 98H110V99H111ZM167 98H168V97H167ZM230 98H231V97H230ZM230 98H227V99H230ZM247 98H249V97H247ZM263 98H264V97H263ZM94 99H95V98H94ZM98 99H99V98H98ZM113 99H114V98H113ZM127 99H128V98H127ZM130 99H131V98H130ZM133 99H134V98H133ZM174 99H175V97H174ZM221 99H222V97H221ZM243 99H244V98H243ZM99 100H100V99H99ZM103 100H104V99H103ZM106 100H107V99H106ZM111 100H112V99H111ZM114 100H115V99H114ZM124 100H125V99H124ZM137 100H138V98H137ZM149 100H150V99H149ZM157 100H158V99H157ZM157 100H156V101H157ZM176 100H177V98H176ZM211 100H213V99H211ZM261 100H262V99H261ZM261 100L259 101L260 103H261ZM127 101H128V100H127ZM131 101H132V99H131ZM223 101H224V100H223ZM225 101H226V100H225ZM225 101L222 102V103H225ZM231 101H232V99H231ZM233 101L236 102V101H237V98L234 97V98H233ZM233 101H232V102H233ZM251 101H252V100H251ZM262 101H263V100H262ZM98 102H99V101H98ZM98 102H97V103H98ZM101 102H102V104L104 105V103H105L106 101H104V103H103V101H100V104H101ZM107 102H108V101H107ZM109 102H110V101H109ZM115 102H116V101H115ZM133 102H134V101H133ZM135 102H136V101H135ZM213 102H214V101H213ZM216 102H217V101H216ZM252 102H253V101H252ZM254 102H255V101H254ZM126 103H127V102H126ZM156 103H157V102H156ZM263 103H264V102H263ZM100 104H99V105H100ZM105 104H106V103H105ZM114 104H115V103H114ZM157 104H158V103H157ZM161 104H162V103H161ZM173 104H174V103H173ZM214 104H216V103H214ZM230 104H231V103H229V105H230ZM51 105H52V104H51ZM168 105H170V104H168ZM211 105H212V103H211ZM219 105H220V104H219ZM232 105L235 106L234 103H233ZM259 105H260V104H259ZM107 106H108V105H107ZM119 106H121V105H119ZM134 106H135V105H134ZM143 106H144V105H143ZM212 106H213V105H212ZM212 106H211V107H212ZM221 106H222V105H221ZM224 106H225V104H224ZM233 106H232V109H235V107H236L237 105H236L234 108H233ZM104 107H106V106H104ZM113 107H114V106H113ZM115 107H116V105H115ZM128 107H129V105H128ZM130 107H131V106H130ZM138 107H139V106H138ZM146 107H147V106H146ZM184 107H185V106H184ZM263 107H264V106H263ZM100 108H101V107H100ZM102 108H103V107H102ZM107 108L109 109L110 106L107 107ZM111 108H112V107H111ZM198 108H199V107H198ZM206 108H207V107H206ZM213 108H214V106H213ZM81 109H82V108H81ZM81 109H80V111H82ZM131 109L134 110V108H131ZM172 109L174 110V107H173ZM209 109H210V108H209ZM209 109H208V110H209ZM216 109H217V108H216ZM224 109H226V107H225ZM229 109H230V108H229ZM232 109H230V110H232ZM94 110H95V109H94ZM96 110H97V109H96ZM96 110H95V111H96ZM98 110H100V109H98ZM102 110H103V109H102ZM113 110H114V109H113ZM115 110H117V109H115ZM154 110H156V109L154 108ZM199 110H200V109H199ZM220 110H222V109H220ZM103 111H104V110H103ZM103 111H102V113H103ZM105 111H106V110H105ZM117 111H118V110H117ZM119 111H121V110H119ZM119 111H118V112H119ZM123 111H124V110H123ZM129 111H131V110H129ZM129 111H128V114H130ZM134 111H135V110H134ZM136 111H137V109H136ZM136 111H135V112H136ZM158 111H159V110H158ZM217 111H218V110H217ZM223 111H224V110H223ZM227 111H228V110H227ZM235 111H237V110H235ZM93 112H94V111H93ZM107 112H108V111H107ZM115 112H116V111H115ZM115 112H114V113H115ZM142 112H143V111H142ZM154 112H156V111H154ZM171 112H172V111H171ZM174 112H175V111H173V113H174ZM185 112H186V111H185ZM200 112H201V111H200ZM206 112H207V111L205 110V113H206ZM212 112H214V111H212ZM232 112H233V111H232ZM238 112H239V111H238ZM81 113H82V112H81ZM111 113H113V112H111ZM114 113H113V114H114ZM120 113H121V112H120ZM124 113H125V112H124ZM160 113H161V112H160ZM209 113H210V112H209ZM225 113H226V112H225ZM229 113H231V112L229 111ZM233 113H235V112H233ZM233 113H232V115H233V117H234L235 115H234ZM241 113H242V112H241ZM83 114H84V113H83ZM92 114H93V113H92ZM106 114H107V113H106ZM106 114H105L104 116H106ZM170 114H171V113H170ZM207 114H208V112H207ZM207 114H206V115H207ZM221 114H222V111H221ZM239 114H240V113H239ZM244 114H245V113H244ZM244 114H243V116H244ZM77 115H78V114H77ZM87 115H88V114H87ZM108 115H109V114H108ZM115 115H116V114H115ZM117 115H118V114H117ZM124 115H125V114H124ZM139 115H140V114H139ZM171 115H172V114H171ZM210 115H211V113H210ZM216 115H217V114H216ZM218 115H219V112H218ZM227 115H228V114H227ZM84 116H85V115H84ZM88 116H89V115H88ZM120 116H121V115H120ZM120 116H118V117H120ZM134 116H135V114L132 115V118H133ZM174 116H175V115H174ZM207 116H208V115H207ZM211 116H212V115H211ZM220 116H221V115H220ZM236 116H237V112H236ZM247 116H248V115H247ZM80 117H81V115H80ZM80 117H79V118H80ZM89 117H91V116H89ZM95 117H96V116H95ZM113 117H114V116H113ZM113 117H111V118H113ZM171 117H172V116H170V118H168V119H172ZM205 117H206V116H205ZM213 117L215 118V115H214ZM213 117H212V118H213ZM223 117H224V116H223ZM227 117H229V116H227ZM227 117H225V118H227ZM231 117H232V116H231ZM231 117H230V118H231ZM240 117H241V115H240ZM111 118H110V119H111ZM120 118H121V117H120ZM135 118L137 119V117H135ZM147 118H148V117H147ZM206 118H207V117H206ZM206 118H204V120H205ZM210 118H211V117H210ZM235 118H236V117H235ZM83 119H84V118H83ZM87 119H89V118H87ZM91 119H92V118H91ZM103 119H104V117H103ZM115 119H116V118H115ZM123 119H124V120H128V118L126 119V118H124V117H123ZM123 119H122V120H123ZM145 119H146V118H145ZM231 119H232V118H231ZM231 119H230V120H231ZM106 120H107V119H106ZM113 120H114V118H113ZM120 120H121V119H120ZM131 120H132V119H131ZM133 120H134V119H133ZM147 120H148V119H147ZM153 120H154V119H153ZM162 120H163V119H162ZM188 120H189V119H188ZM212 120L214 121V119H212ZM217 120H218V119H217ZM224 120H225V119H224ZM240 120H241V119H240ZM242 120H243V119H242ZM1 121H2V119H1ZM87 121H88V120H86V122H87ZM110 121H111V120H110ZM145 121H146V120H145ZM170 121H171V120H170ZM174 121H175V120H174ZM202 121H203V120H202ZM221 121H223V120H221ZM221 121H220V123H221ZM233 121H235V120H233ZM236 121H237V120H236ZM236 121H235V122H236ZM238 121H239V119H238ZM82 122H83V121H82ZM131 122H132V121H131ZM136 122H137V121H136ZM136 122H134V123L136 124ZM139 122H140V121H139ZM167 122H168V121H167ZM5 123H6V122H5ZM105 123H106V125H108L106 121H105ZM108 123H109V121H108ZM113 123H114V122H113ZM115 123H117V121H116ZM115 123H114V125H115ZM125 123H126V122H125ZM128 123H129V122H128ZM145 123H146V122H145ZM147 123H148V121H147ZM206 123H207V122H206ZM208 123H209V122H208ZM228 123H229V122H228ZM241 123H242V121H241ZM117 124H118V123H117ZM122 124H124V123H122ZM122 124H121V125H122ZM130 124H131V123H130ZM130 124H129V125H130ZM137 124H138V123H137ZM137 124H136V127H137ZM174 124H175V123H174ZM191 124H192V123H191ZM204 124H205V123H204ZM221 124H222V123H221ZM97 125H98V124H97ZM114 125H112V126H114ZM127 125H128V124H127ZM127 125L124 126L125 128L127 127L126 130L129 129ZM139 125H140V124H139ZM189 125H190V124H189ZM223 125H224V124H223ZM226 125H227V123H226ZM226 125H225V126H226ZM238 125H239V122H238ZM6 126H7V125H6ZM60 126H61V125H60ZM65 126H66V125H65ZM69 126H70V125H69ZM99 126H100V125H99ZM119 126H120V125H118L117 127H119ZM154 126H155V125H154ZM211 126H212V125H211ZM233 126H234V125H233ZM49 127H50V126H49ZM49 127L47 126L48 129H49ZM51 127H52V126H51ZM115 127H116V125H115ZM120 127H121V126H120ZM122 127H123V125H122ZM129 127H130V126H129ZM132 127H133V126H132ZM136 127H135V128H136ZM139 127H142V126L140 125ZM139 127H138V128H139ZM212 127H213V126H212ZM219 127H220V125H219ZM219 127H218V128H219ZM228 127H230V126H227V129H228ZM58 128H59V127H58ZM61 128H62V127H61ZM71 128H72V127H71ZM82 128H83V127H82ZM84 128H85V126H84ZM91 128H92V127H91ZM125 128H124L123 131H125ZM133 128H134V127H133ZM145 128H147V127H144V131L146 130ZM166 128H167V126H166ZM206 128H207V127H206ZM208 128H209V127H208ZM225 128H226V127H225ZM249 128H250V127H249ZM68 129H70V128L68 127ZM68 129H65V130H68ZM98 129H99V128H98ZM98 129H97V130H98ZM114 129H116V128H114ZM140 129H141V128H140ZM140 129H139V131H140ZM212 129H213V128H212ZM214 129H215V127H214ZM214 129H213V131H214ZM45 130H46V129H45ZM80 130H81V128H80ZM84 130H85V129H84ZM92 130H93V129H92ZM92 130H91V131H92ZM110 130H111V129H110ZM118 130H120V129H118ZM118 130H117V131H118ZM121 130H122V129H121ZM133 130H134V129H133ZM142 130H143V128H142ZM142 130H141V131H142ZM205 130H206V129H205ZM207 130H208V129H207ZM230 130H232V129H230ZM230 130H228V131H230ZM235 130H236V129H235ZM4 131H5V130H4ZM48 131H49V130H48ZM48 131H47V132L45 131V133H48ZM56 131H57V130H56ZM60 131H61V130H60ZM68 131H70V130H68ZM82 131H83V130H82ZM113 131H114V130H113ZM129 131H130V130H129ZM136 131H137V130H136ZM208 131L212 132L210 129H209ZM218 131H219V130H218ZM250 131H251V130H250ZM5 132H6V131H5ZM8 132H9V131H8ZM50 132H51V131H50ZM64 132H65V131H64ZM87 132H88V131H87ZM93 132H94V131H93ZM131 132H132V131H131ZM187 132H188V131H187ZM210 132L207 133V138H209L208 134H209ZM220 132H221V131H220ZM232 132H234V130H233ZM6 133H7V132H6ZM51 133H52V132H51ZM54 133H55V132H54ZM71 133H72V132H71ZM78 133H79V132H78ZM85 133H86V132H85ZM134 133H135V132H134ZM137 133H138V132H137ZM139 133H140V132H139ZM148 133H149V132H148ZM200 133H201V132H200ZM200 133H199V136H200ZM214 133H215V132H214ZM235 133H236V132H234V134H235ZM247 133H249V132H247ZM7 134H8V133H7ZM48 134H50V133H48ZM67 134H68V133H67ZM69 134H70V133H69ZM69 134H68V135H69ZM96 134H97V133H96ZM116 134H117V133H116ZM127 134H128V133H127ZM186 134H187V133H186ZM90 135H91V134H90ZM139 135H140V134H139ZM143 135H144V134H143ZM143 135H142V133H141L140 136H143ZM209 135H210V134H209ZM212 135H213V134H212ZM250 135H251V134H250ZM255 135H256V134H255ZM75 136H76V135H75ZM81 136H82V135H81ZM120 136H121V135H120ZM127 136H128V135H127ZM147 136H149V135H146V137H147ZM161 136H162V135H161ZM214 136H216V135H214ZM256 136H257V135H256ZM78 137H79V136H78ZM131 137H132V136H131ZM133 137H134V136H133ZM133 137H132V138H133ZM205 137H206V136H204V139H205ZM235 137H236V136H235ZM83 138H84V137H83ZM128 138L130 139V137H128ZM144 138H145V136H144ZM187 138H189V137H187ZM197 138H199V137L197 136ZM210 138H211V137H210ZM231 138H233V137H231ZM158 139H159V138H158ZM161 139H162V138H161ZM164 139H165V138H164ZM204 139H203V141H204ZM242 139H243V138H242ZM244 139H245V138H244ZM138 140H139V139H138ZM150 140H151V138H150ZM207 140H208V139H207ZM227 140H228V139H227ZM232 140H233V139H232ZM235 140H236V139H235ZM239 140H240V137H239ZM239 140H238V142H239ZM100 141H101V140H100ZM128 141H130V140H128ZM200 141H201V140H200ZM200 141H199V142H200ZM205 141H206V140H205ZM205 141H204V142H205ZM210 141H213V140H212V139H211V140H208V142H210ZM214 141H215V140H214ZM225 141H226V140H225ZM243 141H244V140H243ZM84 142H85V141H84ZM87 142H88V141H87ZM91 142H93V141H91ZM149 142H150V141L148 140L147 146L149 145ZM156 142H158V141H156ZM204 142H203V143H204ZM231 142H232V141H231ZM246 142H247V141H246ZM136 143H137V142H136ZM206 143H207V142H206ZM210 143L212 144V142H210ZM214 143H215V142H214ZM223 143H224V142H223ZM226 143H227V142H226ZM93 144H94V143H93ZM95 144H96V143H95ZM95 144H94V145H95ZM129 144H130V142H129ZM129 144H128V145H129ZM150 144H151V143H150ZM174 144H175V143H174ZM199 144H200V143H199ZM201 144H202V143H201ZM234 144H235V143H234ZM242 144H243V143H242ZM249 144H250V143H249ZM88 145H89V143H88ZM98 145H99V144H98ZM155 145H156V144H155ZM164 145H165V144H164ZM204 145H205V144H204ZM209 145H210V144H209ZM224 145H225V144H224ZM224 145H223V146H224ZM240 145H241V144H240ZM99 146H101V145H99ZM131 146H133V145H131ZM149 146H150V145H149ZM171 146H173V145H171ZM216 146H217V145H216ZM227 146H229V145H227ZM244 146H245V144H243V146H239V147H244ZM246 146H247V145H246ZM74 147H75V146H74ZM89 147H92V146H89ZM134 147H135V146H134ZM137 147H138V146H137ZM205 147H207V146H205ZM210 147H211V145H210ZM219 147H221V146H219ZM225 147H226V146H225ZM232 147H233V146H232ZM237 147H238V146H237ZM66 148H67V147H66ZM94 148H95V146H94ZM94 148H93V149H94ZM131 148H132V147H131ZM140 148H141V147H140ZM207 148L210 149L209 146H208ZM207 148H206V149H207ZM212 148H214V147H212ZM235 148H236V147H235ZM235 148H234V149H235ZM247 148H249V147L247 146ZM143 149H144V148H143ZM146 149H147V148H146ZM153 149H154V148H153ZM200 149H201V151H202L204 148H203V149L200 148ZM214 149H215V148H214ZM245 149H246V148H245ZM69 150H70V149H69ZM81 150H82V149H80V152H82ZM95 150H96V148H95ZM95 150H94V151H95ZM220 150H221V149H220ZM223 150H224V149H223ZM77 151H78V150H77ZM83 151H85V150H83ZM86 151H87V150H86ZM100 151H101V150H100ZM143 151H145V150H143ZM201 151H200V152H201ZM206 151H208V150H206ZM244 151H245V150H244ZM249 151H250V150H249ZM35 152H36V151H35ZM70 152H71V151H70ZM74 152H75V150H74ZM89 152H90V151H89ZM169 152H170V151H169ZM211 152H212V151H211ZM221 152H223V151H221ZM231 152H232V150H231ZM233 152H234V151H233ZM239 152H240V150H239ZM18 153H19V152H18ZM82 153H83V152H82ZM97 153H99V152H97ZM97 153H96V155H97ZM140 153H141V152H140ZM185 153H186V152H185ZM187 153H188V152H187ZM208 153H209V152H208ZM249 153H250V152H249ZM255 153H256V152H254V154H255ZM263 153H264V152H263ZM22 154H23V153H22ZM79 154H80V153H79ZM87 154H88V153H87ZM90 154H91V153H90ZM99 154H100V153H99ZM194 154H195V153H194ZM204 154H205V153H204ZM224 154H225V153H224ZM237 154H238V153H237ZM242 154H243V153H242ZM250 154H251V153H250ZM250 154H249V156H250ZM257 154H258V153H256L255 155H257ZM259 154H260V153H259ZM19 155H20V153H19ZM19 155H18V156H19ZM36 155H37V154H36ZM75 155H76V154H75ZM83 155H84V153H83ZM83 155H82V156H83ZM100 155H101V154H100ZM115 155H116V153H115ZM168 155H169V154H168ZM209 155H210V154H208V157H209ZM212 155H213V154H212ZM239 155H240V153H239ZM39 156H40V155H39ZM72 156H73V155H72ZM82 156H81V157H82ZM84 156H85V155H84ZM98 156H99V155H98ZM169 156H170V155H169ZM191 156H192V155H191ZM194 156H196V155H194ZM198 156H199V154H198ZM213 156H214V155H213ZM213 156H211V157H213ZM241 156H242V155H240V157H241ZM245 156H246V155H245ZM249 156H247V159L244 160V161L242 162V165H246V164L248 165V162H247V161H248V160H251V159H249V158H250ZM251 156H252V155H251ZM19 157H20V156H19ZM44 157H45V156H44ZM46 157H47V156H46ZM73 157H74V156H73ZM81 157H80V158H81ZM86 157H87V155H86ZM86 157H85V158H86ZM89 157H90V156H89ZM94 157H95V156H94ZM158 157H159V156H158ZM196 157H197V156H196ZM248 157H249V158H248ZM253 157H255V156H253ZM40 158H41V157H40ZM48 158H49V157H48ZM51 158H52V157H51ZM77 158H78V157H77ZM91 158H92V157H91ZM106 158H107V157H106ZM111 158H112V157H111ZM151 158H152V157H151ZM167 158H168V157H167ZM188 158H189V157H188ZM198 158H199V157H198ZM206 158H207V157H206ZM227 158H228V157H227ZM233 158H234V157H233ZM235 158H236V157H235ZM242 158H243V157H242ZM245 158H246V157H245ZM35 159H36V158H35ZM54 159H55V158H54ZM56 159H57V158H56ZM93 159H96V158H93ZM101 159H102V158H101ZM112 159H113V158H112ZM43 160H44V159H43ZM47 160H49V159H47ZM47 160H45V161H47ZM79 160H80V159H79ZM86 160H87V158H86ZM88 160H89V159H88ZM148 160H149V159H148ZM160 160H161V159H160ZM169 160H170V159H169ZM190 160H191V157H190ZM196 160H198V159H196ZM236 160H237V159H236ZM257 160H258V159H257ZM259 160H260V159H259ZM35 161H36V160H35ZM89 161H90V160H89ZM108 161H109V160H108ZM191 161H192V160H191ZM191 161H190V162H191ZM193 161H195V160H193ZM199 161H200V160H199ZM229 161H230V160H229ZM238 161H239V160H238ZM241 161H242V160H241ZM261 161H262V160H261ZM261 161H260V162H261ZM263 161H264V160H263ZM33 162H34V161H33ZM36 162H37V161H36ZM95 162H96V161H95ZM147 162H148V161H147ZM201 162H202V161H201ZM214 162H215V161H214ZM236 162H237V161H236ZM249 162H250V161H249ZM253 162H257V161H253ZM48 163H49V162H48ZM76 163H77V162H76ZM84 163H85V162H84ZM84 163H81V164L84 165ZM188 163H189V162H188ZM195 163H197V161H196ZM195 163H194V164H195ZM199 163H200V162H199ZM199 163H198V164H199ZM215 163H216V162H215ZM238 163H239V162H238ZM261 163H262V162H261ZM15 164H16V163H15ZM32 164H33V163H32ZM53 164H54V163H53ZM61 164H62V163H61ZM189 164H190V163H189ZM202 164H203V163H202ZM204 164H205V163H204ZM228 164H229V163H228ZM251 164H252V163H251ZM251 164H250V165H251ZM17 165H18V164H17ZM94 165H95V164H94ZM147 165H148V163H147ZM205 165H206V164H205ZM262 165H263V164H262ZM60 166H61V165H60ZM63 166H64V165H63ZM84 166H85V165H84ZM89 166H90V165H89ZM89 166H88V167H89ZM92 166H93V164H92ZM163 166H164V165H163ZM188 166H189V165H188ZM206 166L208 167L209 165H206ZM235 166H236V165H235ZM237 166H238V165H237ZM248 166H249V165H248ZM88 167H87V169H89ZM90 167H91V166H90ZM94 167H95V166H94ZM148 167H149V166H148ZM189 167H190V166H189ZM195 167H196V166H195ZM243 167H244V166H243ZM260 167H261V166H260ZM56 168H58V167H56ZM162 168H163V167H162ZM193 168H194V167H193ZM196 168H197V167H196ZM198 168H199V166H198ZM211 168H212V167H211ZM215 168H216V167H215ZM215 168H213V170L216 171ZM237 168H238V167H237ZM48 169H49V168H48ZM80 169H81V168H80ZM91 169H94V168L91 167ZM188 169H189V168H188ZM203 169H204V168H203ZM205 169H206V168H205ZM208 169H210V168H207V170H208ZM241 169H242V168H241ZM250 169H251V168H250ZM56 170H57V169H56ZM193 170H195V169H193ZM210 170H212V169H210ZM236 170H237V169H236ZM258 170H259V169H258ZM90 171H91V170H90ZM142 171H143V169H142ZM144 171H145V170H144ZM200 171H201V169H200ZM68 172H69V171H68ZM87 172H88V171H87ZM182 172H183V171H182ZM190 172H191V171H190ZM201 172H202V171H201ZM201 172H200L199 174H203V173H201ZM203 172H204V170H203ZM241 172H242V171H241ZM247 172H248V171H247ZM84 173H85V172H84ZM84 173H82V174H84ZM89 173H90V172H89ZM150 173H151V171H150ZM184 173H185V172H184ZM206 173H207V171H206ZM206 173H205V174H206ZM211 173H212V172H211ZM222 173H223V172H222ZM243 173H245V171H244ZM249 173L256 174V173H253V172H251V171H250ZM48 174H49V173H48ZM74 174H75V173H74ZM82 174H81V175H82ZM191 174H192V173H191ZM194 174H196V171H195ZM226 174H227V173H226ZM260 174H261V173H260ZM84 175H85V174H84ZM151 175H152V174H151ZM185 175H188V173L185 174ZM197 175H198V174H197ZM203 175H204V174H203ZM209 175H210V174H209ZM256 175H257V174H256ZM261 175H262V174H261ZM55 176H56V175H55ZM60 176H61V175H60ZM65 176H66V174H65ZM70 176H71V175H70ZM74 176H75V175H74ZM182 176H184V175H182ZM194 176H195V175H194ZM194 176H193L192 178H194ZM198 176H199V175H198ZM201 176H202V175H201ZM204 176H205V175H204ZM253 176H254V175H253ZM259 176H260V175H259ZM259 176H258V177H259ZM53 177H54V176H53ZM82 177H83V176H82ZM85 177H87V175H86ZM138 177H139V176H138ZM142 177H143V176H142ZM145 177H146V176H145ZM188 177H189V175H188ZM195 177H196V176H195ZM1 178H2V177H1ZM6 178H9V176L6 177ZM62 178H63V176H62ZM77 178H78V176H77ZM135 178H136V177H135ZM143 178H144V177H143ZM156 178H158V177H156ZM184 178H186V176H184ZM192 178H191V179H192ZM209 178H210V177H209ZM3 179H4V178H3ZM3 179H2V180H3ZM54 179H55V177H54ZM54 179H53V180H54ZM79 179H80V178H79ZM84 179H85V178H84ZM138 179H139V178H138ZM194 179H195V178H194ZM202 179H203V178H202ZM202 179H201V180H202ZM205 179H206V178H205ZM4 180H5V179H4ZM11 180H12V179H11ZM50 180H52V179H50ZM50 180H48V181H50ZM82 180H83V179H82ZM82 180H81V181H82ZM141 180H142V179H141ZM180 180H181V179H180ZM189 180H190V179H189ZM250 180H251V179H250ZM6 181H7V180H6ZM16 181H17V180H16ZM44 181H45V180H44ZM84 181H86V180H84ZM181 181H182V180H181ZM185 181H186V179H185ZM198 181H199V180H198ZM205 181H206V180H205ZM207 181H208V180H207ZM218 181H219V180H218ZM227 181H228V180H227ZM0 182H1V180H0ZM2 182H3V181H2ZM2 182H1V183H2ZM7 182H8V181H7ZM7 182H6V183H7ZM12 182H13V181H12ZM20 182H21V181H20ZM20 182H19V183H20ZM196 182H197V179L195 180V184H196ZM27 183H28V181H27ZM52 183H54V182H52ZM82 183H83V181L81 182V185H82ZM191 183H192V182H191ZM211 183H212V182H211ZM217 183H220V182H217ZM16 184H17V183H16ZM16 184H15V185H16ZM22 184H23V183H22ZM46 184H47V183H46ZM83 184H84V183H83ZM181 184H182V183H181ZM198 184H199V183H198ZM205 184H206V183H205ZM257 184H258V183H257ZM3 185H4V183H3ZM3 185H0V187L3 188V187H4ZM9 185H10V184H9ZM28 185H29V184H28ZM28 185H27V187H28ZM55 185H56V184H55ZM55 185H54V186H55ZM200 185H201V184H200ZM200 185H199V186H200ZM221 185H222V184H221ZM221 185H220V186H221ZM225 185H226V184H225ZM225 185H224V186H225ZM260 185H262V184H260ZM7 186H8V185H7ZM21 186H22V185H21ZM86 186H87V185H86ZM181 186H182V185H181ZM213 186H214V185H213ZM257 186H258V185H257ZM9 187H10V186H9ZM11 187H12V186H11ZM45 187H46V186H45ZM49 187H50V185H49ZM79 187H80V185H79ZM258 187H259V186H258ZM261 187H263V185H262ZM4 188H5V187H4ZM18 188H20V187H18ZM23 188H24V186H23ZM32 188H33V187H32ZM52 188H53V187H52ZM214 188H215V187H214ZM259 188H260V187H259ZM5 189H6V188H5ZM11 189H12V188H11ZM16 189H17V188H16ZM21 189H22V187H21ZM21 189H19V190H21ZM50 189H51V188H50ZM58 189L60 190L61 188H58ZM188 189H189V188H188ZM207 189H208V188H207ZM231 189H232V187H231ZM0 190H1V189H0ZM7 190H8V189H7ZM27 190H28V189H27ZM34 190H35V189H34ZM52 190H53V189H52ZM83 190H84V188H83ZM211 190H213V189H211ZM217 190H218V189H217ZM233 190H234V189H233ZM3 191H4V193H5V190H3ZM12 191H13V190H12ZM12 191H11V192H12ZM14 191H15V190H14ZM45 191H47V190H45ZM56 191H57V190H56ZM56 191H54V193H55ZM84 191H85V190H84ZM87 191H88V190H87ZM7 192H8V191H7ZM11 192H10V193H11ZM197 192L199 193V191H197ZM0 193H1V192H0ZM4 193H3V194H4ZM15 193H16V192H15ZM25 193H26V192H25ZM61 193H62V192H61ZM61 193H60V194H61ZM63 193H64V191H63ZM63 193H62V194H63ZM217 193H218V192H217ZM234 193H235V192H234ZM11 194H12V193H11ZM20 194L22 195V192H20ZM48 194H49V193H48ZM93 194H94V193H93ZM194 194H195V193H194ZM196 194H197V193H196ZM0 195H1V194H0ZM5 195H7V193H6ZM12 195H13V194H12ZM16 195H17V194H16ZM16 195H15V196H16ZM54 195H55V194H54ZM56 195H57V194H56ZM63 195H64V194H63ZM172 195H173V194H171V196H172ZM13 196H14V195H13ZM18 196H19V195H18ZM18 196H16V197L18 198ZM44 196H45V194H44ZM57 196H58V195H57ZM196 196H197V195H196ZM7 197H8V195H7ZM7 197H6V198H7ZM24 197H25V196H24ZM100 197H101V196H100ZM222 197H223V196H222ZM3 198H5V196H4ZM8 198H9V197H8ZM10 198H11V197H10ZM10 198H9V199H10ZM21 198H23V197H21ZM25 198H26V197H25ZM1 199H2V198H1ZM23 199H24V198H23ZM47 199H48V196H47ZM99 199H100V198H99ZM175 199H176V197H175ZM4 200H5V199H4ZM24 200H25V199H24ZM24 200H23V201H24ZM0 201H1V200H0ZM17 201H18V200H17ZM21 201H22V200H21ZM23 201H22V203H24ZM114 201H115V200H114ZM114 201H113V203H114ZM178 201H179V200H178ZM190 201H192V200H190ZM257 201H258V199H257ZM257 201H256V202H257ZM9 202H10V201H9ZM19 202H20V201H19ZM46 202H47V201H46ZM99 202H100V200H99ZM115 202H116V201H115ZM254 202H255V201H254ZM13 203H14V202H13ZM25 203H26V202H25ZM109 203H110V202H109ZM109 203H108V204H109ZM113 203H112V204H113ZM6 204H7V203H6ZM6 204H5V205H6ZM11 204H12V203H11ZM27 204H28V203H27ZM47 204H48V203H47ZM94 204H95V203H94ZM97 204H98V203H97ZM102 204H103V203H102ZM116 204H117V203H116ZM120 204H121V203L118 202L117 207H118ZM250 204H251V203H249V205H250ZM253 204H255V203H253ZM260 204H261V203H260ZM2 205H4V204H2ZM12 205H13V204H12ZM12 205H11V206H12ZM15 205H16V204H15ZM20 205L22 206L23 204H20ZM20 205H19V206H20ZM110 205H111V204H110ZM251 205H252V204H251ZM258 205H259V204H258ZM6 206H8V205H6ZM23 206H24V205H23ZM23 206H22V207H23ZM29 206H30V205H29ZM29 206H27V207H29ZM95 206H96V204H95ZM97 206H98V205H97ZM97 206H96V207H97ZM104 206L107 207L106 205H104ZM104 206H103V207H104ZM121 206H122V205H121ZM253 206H254V205H253ZM0 207H1V205H0ZM15 207H16V206H15ZM17 207H18V206H17ZM25 207H26V205H25ZM105 207H104V208H105ZM112 207H113V206H111L110 208H112ZM123 207H124V206H123ZM127 207H128V206H127ZM4 208H5V207H4ZM7 208H8V207H7ZM12 208H13V206H12ZM12 208H11V209H12ZM20 208H21V207H19V208H17V209H20ZM118 208H120V206H119ZM118 208H115V209H118ZM125 208H126V206H125ZM130 208H131V207H130ZM130 208H129V209H130ZM180 208H181V207H180ZM194 208H195V207H194ZM255 208H256V207H255ZM9 209H10V208H9ZM9 209H8V210H9ZM25 209H27V208H25ZM113 209H114V208H113ZM120 209H121V208H120ZM120 209H119V210H120ZM129 209H128V211H129ZM192 209H193V208H192ZM13 210H14V209H13ZM23 210H24V209H23ZM27 210H28V209H27ZM29 210H31V207L29 208ZM121 210H122V209H121ZM121 210H120V211H121ZM196 210H197V209H196ZM263 210H264V208H263ZM20 211H21V210H20ZM20 211L18 210V212H20ZM105 211H106V209H105ZM105 211H104V212H105ZM115 211H116V210H115ZM115 211H114V212H115ZM124 211H126V209H125ZM128 211H126V213H127ZM167 211H168V210H167ZM169 211H170V210H169ZM169 211H168V212H169ZM257 211H258V209H257ZM3 212H4V210H3ZM104 212H103V213H104ZM107 212H108V211H107ZM110 212H111V211H110ZM117 212H118V211H117ZM165 212H166V211H165ZM11 213H12V210H11ZM15 213H16V210H15ZM105 213H106V212H105ZM129 213H130V212H129ZM154 213H155V212H154ZM159 213H160V212H159ZM255 213H256V211H255ZM24 214H27V213H24ZM31 214H32V213H31ZM106 214H107V213H106ZM116 214H117V213H116ZM116 214H115V216H116ZM118 214H119V212H118ZM118 214H117V215H118ZM121 214H124V212H123V213L121 212ZM121 214H120V215H121ZM144 214H145V213H144ZM144 214H143V217H145ZM150 214H151V212H150ZM150 214H149V215H150ZM257 214H258V213H257ZM257 214H256V216H257ZM263 214H264V213H263ZM3 215H4V214H3ZM6 215H8V213H7ZM28 215H29V214H28ZM149 215H148V216H149ZM161 215H162V214H161ZM169 215H170V214H169ZM9 216H10V213H9ZM16 216H18V215H16ZM16 216H15V217H16ZM19 216H21V215H19ZM23 216H24V215H23ZM23 216H22V217H23ZM146 216H147V215H146ZM154 216H155V215H154ZM195 216H196V215H195ZM258 216H259V215H258ZM10 217H12V216H10ZM29 217H30V216H29ZM94 217H95V216H94ZM111 217H113L112 214H111ZM151 217H153V216H151ZM158 217H159V215H158ZM160 217H161V216H160ZM164 217H165V216H164ZM189 217H190V216H189ZM1 218H2V217H1ZM153 218H154V220H155L156 217H153ZM169 218H170V217H169ZM169 218H168V219H169ZM255 218H256V217L254 216V219H255ZM257 218H258V217H257ZM263 218H264V217H263ZM6 219H7V217H6ZM10 219H11V218H9V220H10ZM15 219H17V217H16ZM28 219H29V218H28ZM28 219H27V220L25 219V220L28 221ZM93 219H94V218H93ZM139 219H140V218H139ZM144 219H145V218H144ZM146 219H149V218H146ZM146 219H145V220H146ZM193 219H194V218H193ZM152 220H153V219H152ZM190 220H191V219H190ZM255 220H256V219H255ZM2 221H3V219H2ZM4 221H5V220H4ZM11 221H12V220H11ZM14 221H15V220H14ZM14 221H13V222H14ZM17 221H18V220H17ZM26 221H25V223H26ZM156 221H157V220H156ZM156 221H155V222H156ZM161 221H163V220L161 219ZM170 221H171V219H170ZM206 221H207V220H206ZM8 222H9V221H8ZM19 222H21V221H19ZM88 222L91 223V221H88ZM141 222H142V221H141ZM147 222H148V221H147ZM150 222H151V221H149L148 224H150ZM158 222H159V221H158ZM164 222H165V220H164ZM0 223H1V222H0ZM5 223H6V222H5ZM10 223H12V222H10ZM93 223H94V222H93ZM135 223H136V222H135ZM137 223H138V222H137ZM3 224H4V222H3ZM15 224H17V223H15ZM15 224H14V225H15ZM142 224H143V223H142ZM157 224H158V223H157ZM161 224H162V222H161ZM166 224H168V223H166ZM256 224H257V223H256ZM7 225H9V223H8ZM12 225H13V224H12ZM23 225H24V224H23ZM86 225H87V224H86ZM94 225H95V224H94ZM131 225H132V224H131ZM138 225H140V224H138ZM138 225H137V226H138ZM146 225H147V224H146ZM146 225H145V226H146ZM151 225L154 226L155 224H152V222H151ZM168 225H169V224H168ZM207 225H208V224H207ZM18 226H19V224H18ZM141 226H143V225H141ZM148 226H149V225H148ZM160 226H161V225H159V227H160ZM205 226H206V224H205ZM4 227H5V226H4ZM8 227H9V226H8ZM15 227H16V226H15ZM131 227H132V226H130V230H129V231H131V229H132ZM135 227H136V226H135ZM150 227H151V226H150ZM164 227H165V226H164ZM171 227H172V226H171ZM171 227H170V228H171ZM5 228H6V227H5ZM10 228H11V227H10ZM20 228H21V227H20ZM136 228H137V227H136ZM147 228H149V227H147ZM155 228H157V227H154V230H155ZM0 229H1V228H0ZM7 229H8V228H7ZM11 229H12V228H11ZM11 229H10V230H11ZM13 229H14V227H13ZM15 229L17 230L18 228L16 227ZM23 229H24V228H23ZM122 229H123V228H122ZM126 229H127V228H126ZM143 229H144V228H143ZM143 229H142V231H143ZM158 229H159V228H158ZM158 229H157V230H158ZM2 230H3V229H2ZM8 230H9V229H8ZM8 230L5 229V231H8ZM10 230H9V231H10ZM115 230H116V229H115ZM138 230H139V229H138ZM147 230H148V229H147ZM163 230H164V229H163ZM166 230H167V229H165V231H166ZM175 230H176V229H175ZM17 231H18V230H17ZM25 231H26V230H25ZM118 231H119V230H118ZM126 231H127V230H126ZM237 231H238V230H237ZM241 231H242V230H241ZM0 232H1V231H0ZM3 232H4V231H3ZM114 232H115V231H114ZM116 232H117V231H116ZM132 232H133V231H132ZM145 232H146V230H145ZM261 232H262V231H261ZM7 233H8V232H7ZM7 233H6V234H7ZM130 233H131V232H130ZM138 233H139V232H138ZM151 233H152V232H151ZM151 233H150V234H151ZM155 233H156V232H155ZM157 233H158V232H157ZM157 233H156V234H157ZM178 233H179V232H178ZM262 233H263V232H262ZM2 234H3V233H2ZM6 234H5L4 236H6ZM9 234H10V233H9ZM13 234H15L14 231H13ZM103 234H104V233H103ZM107 234H109V233H107ZM107 234H106V235H107ZM118 234H120V233H118ZM124 234H125V233H124ZM126 234H127V232H126ZM128 234H129V233H128ZM135 234H136V233H135ZM135 234H134V235H135ZM145 234H148V233H145ZM164 234H167V235H168L167 232L164 233ZM164 234H162V235L164 236ZM169 234H170V233H169ZM176 234H177V233H176ZM236 234H237V233H236ZM256 234H258V233H256ZM259 234H260V232H259ZM11 235H12V234H11ZM16 235H18V234H16ZM101 235H102V233H101ZM139 235H140V234H139ZM154 235H155V234H154ZM173 235H174V234H173ZM237 235H239V234H237ZM253 235H254V234H253ZM0 236H2V235H0ZM102 236H103V235H102ZM131 236H132V235H131ZM141 236H143V235H141ZM144 236H145V235H144ZM258 236H259V235H258ZM2 237H3V236H2ZM16 237H17V236H16ZM104 237H105V236H104ZM108 237L110 238V234H109ZM112 237H113V236H112ZM115 237H116V236H115ZM134 237H136V236H134ZM139 237H140V236H139ZM152 237H153V235H152ZM155 237H156V236H155ZM179 237H180V236H179ZM256 237H257V235H256ZM256 237H255V238H256ZM259 237H260V236H259ZM113 238H114V237H113ZM122 238H124V237H122ZM147 238H148V236H147ZM150 238H151V237H150ZM164 238H165V236H164ZM171 238L173 239L174 237L171 236ZM175 238H176V237H175ZM177 238H178V237H177ZM245 238H246V237H245ZM1 239H3V238H1ZM6 239H7V238H6ZM137 239H140V238L137 237ZM165 239H167V238H165ZM172 239H171V240H172ZM262 239H263V238H262ZM3 240H4V239H3ZM3 240H2V241H3ZM102 240H103V239H102ZM142 240H143V238H141V241H142ZM145 240H147V239H145ZM162 240H163V239H162ZM167 240H168V239H167ZM175 240H176V239H175ZM253 240H254V239H253ZM260 240H261V239H259V241H260ZM4 241H5V240H4ZM7 241H8V240H7ZM104 241H105V240H104ZM106 241H107V240H106ZM114 241H115V240H114ZM141 241H139V243H140L139 245H141ZM155 241H156V240H155ZM157 241H158V239H157ZM163 241H164V240H163ZM176 241H177V240H176ZM116 242H117V241H116ZM120 242H121V241H120ZM123 242H124V241H123ZM123 242H122V243H123ZM135 242H136V240H135ZM145 242H146V241H145ZM152 242H154V241H152ZM164 242L166 243V241H164ZM167 242H169V240H168ZM172 242H173V241H172ZM246 242H247V241H246ZM249 242H250V241H249ZM6 243H7V242H6ZM6 243H5V244H6ZM8 243H9V242H8ZM8 243H7L6 245H8ZM96 243H97V241H96ZM103 243H104V242H103ZM160 243H162V241H161ZM160 243H159V244H160ZM252 243H254V241H253ZM2 244H4V243H2ZM97 244H99V243H97ZM128 244H129V243H128ZM135 244H136V243H135ZM135 244H134V245H135ZM137 244H138V243H137ZM150 244H151V242H150ZM155 244H156V243H155ZM168 244H169V243H168ZM174 244H175V243H174ZM174 244H173V245H174ZM258 244H259V242H258ZM119 245H120V244H119ZM144 245H145V244H144ZM152 245H153V244H152ZM157 245H158V243H157ZM160 245H161V244H160ZM245 245H247V243H246ZM245 245H244V246H245ZM253 245H255V244H253ZM262 245H263V244H262ZM8 246H10V245H8ZM97 246H98V245H97ZM97 246H96V247H97ZM105 246H106L105 244H100V246H99L97 249H99V250H103V251H104V249L106 248ZM111 246H112L113 250H114V249H115V250L120 249L119 246H118L117 244H115V243H112ZM111 246H110V247H111ZM124 246H125V245H124ZM149 246H150V245H149ZM154 246H155V245H154ZM167 246H168V245H167ZM177 246H178V245H177ZM224 246H225V245H224ZM257 246H258V245H257ZM69 247H70V246H69ZM108 247H109V246H108ZM121 247H122V246H121ZM135 247H136V246H135ZM145 247H146V246H145ZM155 247L158 248L157 246H155ZM165 247H166V246H165ZM227 247H228V246H227ZM254 247H255V246H254ZM259 247H260V246H259ZM261 247H262V246H261ZM70 248H71V247H70ZM94 248H95V246H94ZM138 248H139V247H138ZM143 248H144V247H143ZM148 248H149V247H148ZM153 248H154V247H153ZM159 248L161 249L162 247H159ZM163 248H164V247H163ZM163 248H162V249H163ZM225 248H226V247H225ZM242 248H243V246H242ZM250 248H251V246H250ZM0 249H1V248H0ZM12 249H13V248H12ZM89 249H90V248H89ZM125 249H127V248H125ZM162 249H161V250H162ZM165 249H166V248H165ZM167 249H168V247H167ZM239 249H240V248H239ZM256 249H257V248H256ZM260 249H261V248H260ZM68 250H69V248H68ZM92 250H93V249H92ZM99 250H97V251H99ZM113 250H112V251H113ZM122 250H123V249H122ZM122 250H121V251H122ZM129 250H130V249H129ZM141 250H142V249H141ZM144 250H145V249H144ZM153 250H154V249H153ZM157 250H158V249H157ZM168 250H169V249H168ZM182 250H183V249H182ZM244 250H245V247H244ZM246 250H247V249H246ZM2 251H3V250H2ZM2 251H1V252H2ZM78 251H79V250H78ZM80 251H81V250H80ZM85 251H87V250H85ZM94 251H95V250H94ZM124 251H125V250H124ZM130 251H131V250H130ZM135 251H136V249H135ZM146 251H147V250H146ZM146 251H145V252H146ZM183 251H184V250H183ZM251 251L253 252V250H251ZM254 251H257V250H255V248H254ZM14 252H15V251H14ZM68 252H69V251H67V254H68ZM73 252H74V251H73ZM88 252L90 253V251H88ZM91 252L93 253V251H91ZM113 252H114V251H113ZM116 252H117V251H116ZM150 252L152 253L153 251H150ZM155 252H156V250H155ZM155 252H154V254H155ZM157 252H158V251H157ZM168 252H170V251H168ZM247 252H248V251H247ZM61 253H62V252H61ZM63 253H64V252H63ZM63 253L61 254V257H62V255H63ZM69 253H70V255H71V252H69ZM74 253H75V252H74ZM79 253H80L79 255L81 256V252H79ZM89 253H88V254H89ZM95 253H96V252H95ZM98 253H99V252H98ZM106 253H107V252H106ZM108 253H109V249H108ZM108 253H107V254H108ZM139 253H140V252H139ZM139 253H138V254H139ZM141 253H142V251H141ZM160 253H161V252H160ZM164 253H165V252H164ZM164 253H163V254H164ZM171 253H172V252H171ZM171 253H169V254H171ZM245 253H246V251L244 252V254H245ZM22 254H23V253H22ZM64 254H65V253H64ZM72 254H73V253H72ZM77 254H78V253H77ZM88 254H87V256H88ZM104 254H105V252H104ZM104 254H103V255H104ZM110 254H111V253H110ZM113 254H114V253H113ZM123 254H124V253H122V255H123ZM126 254H127V253H126ZM129 254H130V253H128V255H129ZM136 254H137V252H136ZM136 254H135V255H136ZM156 254H158V253H156ZM165 254H167V252H166ZM165 254H164V256L166 257ZM173 254H174V253H173ZM241 254H242V253H241ZM249 254H250V253H249ZM254 254H255V253H254ZM24 255H25V254H24ZM97 255H98V254H97ZM97 255H96V256H97ZM108 255H109V254H108ZM122 255H121V256H122ZM141 255H142V254H140V256H141ZM143 255L145 256V253H143ZM143 255H142V258H143ZM150 255H151V254H149L148 256H150ZM158 255H161V254H158ZM180 255H181V254H180ZM237 255H238V254H237ZM245 255H246V254H245ZM29 256H30V255H29ZM53 256H54V255H53ZM73 256H74V255H73ZM77 256H78V255H77ZM80 256H79V257H80ZM85 256H86V255H85ZM85 256H84V257H85ZM92 256H93V255H92ZM115 256H117V255H115ZM154 256H156V255H154ZM162 256H163V255H162ZM175 256H176V253H175ZM177 256H178V255H177ZM177 256H176V257H177ZM238 256H239V255H238ZM247 256H248V254H247ZM249 256H250V255H249ZM249 256H248V258H250ZM252 256H253V255H252ZM256 256H257V254H256ZM14 257H15V256H14ZM26 257H27V255H26ZM63 257H64V256H63ZM63 257H62V258H63ZM67 257H68V256H67ZM88 257H90V256H88ZM106 257H109V256H106ZM127 257H128V256L126 255V258H127ZM131 257H133V259H135V258H134V255L131 256ZM145 257H146V256H145ZM150 257H152V256H150ZM167 257H168V256H167ZM169 257H170V256H169ZM184 257H185V256H184ZM186 257H187V256H186ZM235 257H236V256H234V260H235ZM258 257H259V256H258ZM77 258H78V257H77ZM85 258H86V257H85ZM98 258H99V257H98ZM98 258H97V259H98ZM101 258H102V257H101ZM177 258H179V256H178ZM236 258H237V257H236ZM255 258H256V257H255ZM21 259H22V258H21ZM63 259H64V258H63ZM65 259H66V258H65ZM67 259H68V258H67ZM69 259H70V258H69ZM71 259H72V257H71ZM83 259H84V258H83ZM87 259H88V258H87ZM139 259H140V258H138L137 261H139ZM143 259H144V258H143ZM146 259H147V258H146ZM162 259H163V257H162ZM170 259H171V258H170ZM242 259H243V257H242ZM251 259H252V258H251ZM260 259H261V258H260ZM262 259H263V258H262ZM23 260H24V259H23ZM27 260H29V259H27ZM48 260H49V259H48ZM72 260H73V259H72ZM78 260H79V259H78ZM78 260H77V261H78ZM85 260H86V259H85ZM91 260H92V259H91ZM93 260H94V259H93ZM121 260H122V258H121ZM175 260H176V258H175ZM185 260H186V259H185ZM234 260H233V261H234ZM236 260H238V259H236ZM52 261H53V260H51V263H52ZM56 261H57V260H56ZM59 261H60V260H59ZM64 261H66V260H64ZM74 261H76V257H75V260H74ZM86 261H87V260H86ZM88 261H89V260H88ZM119 261H120V259H119ZM135 261H136V260H135ZM145 261H146V260H145ZM145 261H144V262H145ZM168 261H169V260H168ZM171 261H172V260H171ZM239 261H240V260H239ZM241 261H243V260H241ZM93 262H94V261H93ZM104 262H105V261H104ZM107 262H108V261H107ZM110 262H111V261H110ZM120 262H121V261H120ZM125 262H126V261H125ZM127 262H128V261H127ZM129 262H130V261H129ZM247 262H248V261H247ZM249 262H250V261H249ZM20 263H21V262H20ZM65 263H66V262H65ZM65 263H64V264H65ZM76 263H77V262H76ZM100 263H101V262H100ZM121 263H122V262H121ZM138 263H140V262H136V264H138ZM148 263H149V262H147V264H148ZM153 263H154V262H153ZM153 263H152V264H153ZM157 263H159V262H157ZM161 263H162V261H161ZM165 263H166V262H165ZM165 263H164V264H165ZM169 263H170V261H169ZM178 263H179V262H178ZM178 263H177V264H178ZM185 263H186V261H185ZM234 263H235V262H234ZM237 263H238V262H237ZM254 263H255V261H254ZM260 263H262V261H261ZM260 263L258 262V264H260ZM56 264H57V263H56ZM67 264H68V263H67ZM71 264H72V263H71ZM78 264H79V262H78ZM82 264H84V261L82 262ZM86 264H87V263H86ZM91 264H92V263H91ZM98 264H99V262H98ZM110 264H113V262L110 263ZM125 264H126V263H125ZM133 264H134V263H133ZM144 264H145V263H144ZM149 264H150V263H149ZM154 264H155V263H154ZM167 264H168V263H167ZM175 264H176V263H175ZM238 264H239V263H238ZM242 264H244V263H242ZM247 264H248V263H247ZM255 264H256V263H255Z\"/></svg>",
    "mask_w": 264,
    "mask_h": 264
}]
</instances>
